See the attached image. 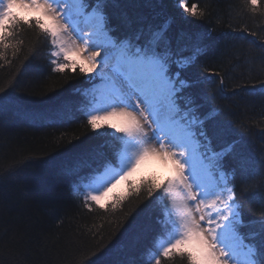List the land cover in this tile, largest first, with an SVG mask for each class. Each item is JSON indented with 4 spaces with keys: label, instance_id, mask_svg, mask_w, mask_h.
<instances>
[{
    "label": "snow or ice",
    "instance_id": "6c2138e0",
    "mask_svg": "<svg viewBox=\"0 0 264 264\" xmlns=\"http://www.w3.org/2000/svg\"><path fill=\"white\" fill-rule=\"evenodd\" d=\"M173 3L183 10L179 18L169 11L168 0H0V59L5 64L11 63L9 51L16 57L22 50L18 30L28 26L48 47L52 73L78 69L88 85L76 89L81 99L73 108L47 91L39 100L21 94L22 82L13 75L0 87V130L19 123L59 127L80 121L92 132L64 152L11 161L0 172V183L22 167H52L90 213L122 210L126 195L115 196L110 205L100 203L121 181L130 193L145 194L143 207L125 213L107 241L91 228L79 233L81 240L68 241L75 246L69 264H137L134 259L107 261L112 254L108 245L117 233L135 242L150 229L158 232L141 264H174L177 259L183 264H264V147L255 155L244 134L221 121L215 107L206 106L203 79L191 72L202 58L235 47L237 38L255 45L248 37L256 33L233 29L227 34L233 40L222 41L224 33L198 25L210 10L198 11L196 3L189 7L188 0ZM249 5L255 12L259 0H243V8ZM258 47L264 73V41ZM45 70L32 68L37 84H43ZM203 72L219 75L207 66ZM224 88L219 77L217 92ZM237 93L264 97V78L252 76L250 83L237 84L231 94ZM110 117H121L122 123L107 124ZM259 134L264 137V127ZM152 158L170 163L172 175L159 182L133 181V173ZM238 187L258 209L256 215L245 216ZM8 245L5 241L0 247V264H20L19 251L11 259Z\"/></svg>",
    "mask_w": 264,
    "mask_h": 264
},
{
    "label": "trees",
    "instance_id": "16d2710c",
    "mask_svg": "<svg viewBox=\"0 0 264 264\" xmlns=\"http://www.w3.org/2000/svg\"><path fill=\"white\" fill-rule=\"evenodd\" d=\"M168 2L169 11L179 18L183 10L176 9L173 0ZM188 3L189 7L196 3L198 11L210 10L211 15H206L198 21V25L214 27L217 35L224 33L221 36L222 41L233 40V36L227 35L232 33L233 29L239 32L242 28H247L248 33H256V37H248L249 40H255V45L237 38L234 40L235 47L218 50L209 57L202 58L191 72L203 79L200 88L207 96L206 106L215 107L221 121H230L237 133H243L255 155L259 156L261 148L264 147V137L259 134V127H264V123H261L264 120V97L231 93L237 84L246 81L250 83L252 76L264 78V73L260 71L261 49L258 47L264 41V0H259L255 12L250 10V5L247 9L243 8V0H188ZM183 15L189 20L195 19L188 13ZM184 26L195 28L197 25ZM18 32L17 38L24 41L22 50L16 57H12L9 51L10 64H5L4 60L0 59V65H3L0 67V87L5 86L13 75H16L22 82L18 89L21 94H32L31 99L39 100L44 99L40 93L47 91L48 96L57 98L73 108L79 107L81 97L76 89L88 86L83 82L79 70L72 72L69 69L64 73H52L47 65L49 49L46 45L38 43V39L42 40V37H38L37 32L28 26H22ZM30 49H35L34 54H29ZM25 57H28V60H25ZM21 61H24V64H21ZM35 66L46 69L42 77L43 84H37L32 78V68ZM205 66L210 72L219 75L203 72ZM205 76L208 78L204 79ZM219 77L224 78L223 93L217 92ZM245 126H248L249 130H246ZM91 135V130L84 127L80 121L59 127H32L19 123L7 130H0V172L13 160L29 155L41 156L45 153L55 155L56 151L64 152L65 148L71 149L73 145L85 142ZM77 136L79 140L74 139ZM69 140L72 141L71 144L67 143ZM124 195L128 199L124 201L122 210L118 208L113 211L109 207L107 212L98 210L90 213L80 207L79 201L73 199L68 181L59 175L55 168L35 165L22 167L0 183V247L5 241H9L8 246L12 249L10 258L15 259L19 251L20 264H69L75 255V246H70L68 241L81 240L79 233L89 228L99 229L100 235L107 241L115 223L121 220L125 213L134 208L139 211V208L143 207L140 203L145 195L143 192L138 197L128 189ZM237 198L245 206L246 217L256 215L258 209L251 204L246 194L241 193L239 187ZM111 202L112 199L104 204L110 205ZM59 219H63V223L57 225ZM157 232L158 230L150 229L135 242L121 238L117 233V237L108 245L112 254L106 257V260L112 262L134 259L137 264H141L152 249ZM84 243L94 242L85 240ZM164 264L173 262L166 261ZM174 264L183 262L177 259Z\"/></svg>",
    "mask_w": 264,
    "mask_h": 264
},
{
    "label": "rangeland",
    "instance_id": "374dc122",
    "mask_svg": "<svg viewBox=\"0 0 264 264\" xmlns=\"http://www.w3.org/2000/svg\"><path fill=\"white\" fill-rule=\"evenodd\" d=\"M15 11V10H14ZM21 15H32L36 16L38 13H20ZM122 123L121 117H110L107 120V124H117L120 125ZM172 175V166L171 164H165L162 160H158L155 158L149 159L145 163H143L135 173L131 179L137 183L142 179H155L156 181H164L167 177ZM128 190V184L125 181H121L116 185L115 188L112 189L111 192L105 196L100 203L108 202L109 200H113L115 196L124 195Z\"/></svg>",
    "mask_w": 264,
    "mask_h": 264
}]
</instances>
